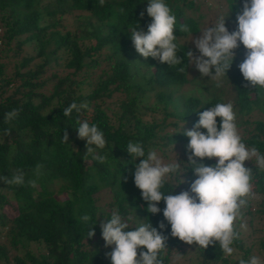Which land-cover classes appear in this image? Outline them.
<instances>
[{
	"label": "trees",
	"instance_id": "trees-1",
	"mask_svg": "<svg viewBox=\"0 0 264 264\" xmlns=\"http://www.w3.org/2000/svg\"><path fill=\"white\" fill-rule=\"evenodd\" d=\"M165 2L177 17L174 34L181 46L177 55L185 71L180 70L181 66L170 68L158 59H146L135 50L129 30L138 22L135 25L138 30L147 32L152 20L146 11L149 0H104L103 5L100 0H0V176L11 178L18 171L24 173L23 185H9L0 180V233L8 237L13 249L24 248L23 256L9 257L0 245L3 264H112L106 254L115 245H105L100 225L114 211L130 222L125 231L134 230L148 218L153 227L168 237L167 249L161 255L163 264H169L174 254L188 251L194 256H186L182 263L173 264H238L239 259L252 256L251 244L244 246L240 239L234 244V254L226 257L219 245H210L202 251L195 244L188 245L172 237L170 224L163 217L164 201L158 203L160 213H148L147 202L134 184L135 165L142 158L136 157L133 161L126 150L128 142H142L146 154L148 147H159V142H153L155 138L162 140L161 146L177 141L188 144L190 138L184 132L193 128L199 112L222 102L220 92L205 96L198 92V86L193 91L199 95L191 93L182 98L173 95L187 82L188 60L184 53L192 50L183 42L188 34L179 28L187 24L193 34L198 31V21L186 12L196 10L197 6L194 0ZM230 2L224 0L226 9ZM243 2L235 0L231 6L229 32L237 26L236 15L242 12ZM65 13H73L78 23L77 33L60 32ZM83 40L94 42L83 44ZM103 48L108 68L100 70L91 89L78 92L82 83L90 86L89 80L84 82L88 69L98 65L96 56ZM234 51L236 55L223 85L231 87L232 102L244 125H252L242 135L244 142L264 154V92L244 86L247 82L238 65L245 59L247 50L240 44ZM60 59L62 67L72 68L70 76L80 73L83 80L65 75L53 84L50 94L36 92L44 81L38 77L51 62L58 63ZM9 68L11 72L7 74ZM114 91L122 93L123 100L117 103L119 113H112L110 117L103 104L104 98ZM15 94L19 97H14ZM151 94L153 102L147 104ZM52 99L55 101L51 104ZM73 102L87 104V108L78 113L73 110L71 116L65 117L63 109ZM13 109H20L18 116L6 121L5 114ZM144 109L161 111L160 122L153 120L143 125L139 117L145 113ZM252 110L258 111L257 118L249 121ZM167 117L174 120L166 123ZM216 119L219 130L220 118ZM83 120L95 123L103 132L106 140L103 149L90 145L96 151L87 152L88 145L78 137L77 131ZM179 122L187 124L185 130L158 134L165 123L175 128ZM65 132L68 144L62 140ZM183 151L188 159L190 150L185 147ZM100 156L104 157L103 162L97 159ZM193 158L200 162V158ZM187 159L178 162L183 167ZM203 162L206 166L215 164L209 158ZM250 167L253 191H258L264 200V170L257 169L256 165ZM181 175L185 182L176 186L172 194L188 190L197 178L191 168ZM176 182L173 177L162 190H171ZM103 186L109 187L112 200L102 205L97 202L100 198L96 193ZM59 193L64 194L62 199L57 197ZM9 199L13 200L16 212L6 218L4 206ZM247 207L244 212L249 216L251 211ZM258 212L261 211L256 209ZM85 214L93 224L84 225L81 217ZM252 221H248L249 227ZM160 222L165 223V229H159ZM92 229L94 235L88 237L87 232ZM258 231L263 229H251V232ZM258 243L264 251V234H260ZM31 245L36 252H31ZM141 250L146 251L140 246L138 255Z\"/></svg>",
	"mask_w": 264,
	"mask_h": 264
},
{
	"label": "clouds",
	"instance_id": "clouds-1",
	"mask_svg": "<svg viewBox=\"0 0 264 264\" xmlns=\"http://www.w3.org/2000/svg\"><path fill=\"white\" fill-rule=\"evenodd\" d=\"M103 3L104 0H100V4ZM234 3L235 0H231L227 9L212 21L211 26L208 22L199 30L201 35L198 38L193 39L190 26H180L179 31L191 36L189 40L199 52V55H195L192 50H188L184 55L201 77H210L217 87H221L236 55L234 50L242 44L247 52L238 68L247 82L244 86L264 92V0H244L242 12L236 15L237 26L229 32L225 26V17L229 15ZM146 11L152 18L147 32L138 30L135 26L138 22L129 30L135 50L146 59H158L170 68L181 66L180 70L185 71L182 59L177 55L181 46L176 42L178 37L174 34V28H177L176 15L165 0H149ZM82 108H87V104L78 105L73 102L63 109V114L69 117L73 110L78 113ZM19 111L13 109L6 113V121L15 119ZM217 117L220 118L219 130ZM77 131L78 137L88 145L87 152L93 151L90 145L101 149L105 147L104 134L95 123L83 120L79 122ZM184 134L190 138L187 145L190 154L183 167L176 157L174 162L166 164L155 150L146 154L142 142H128L126 150L133 161L136 157L142 158L135 165L134 184L140 189L142 199L147 202L148 213H160L158 203L164 201L166 206L162 210L163 217L170 224L172 237L188 245L195 244L196 249L202 251L210 245H219L226 257L232 256L235 252L234 244L240 238L237 221L242 219V210L248 206L253 195V173L244 162L255 160L257 169L264 170V154L244 142L232 101L216 103L199 112L198 121ZM68 139L65 132L62 140L68 144ZM193 157L200 158V162ZM213 157L218 158L215 164L206 166L204 158ZM97 159L103 162L104 157ZM188 168L193 170L197 178L188 190L172 194L176 186L185 182L180 173ZM173 177L178 182L172 185L171 190L163 191L165 184ZM0 180L9 185H23L24 173L18 171L11 178L0 176ZM81 220L85 226L93 224L88 214L83 215ZM100 227L105 245H115L106 254L110 256L112 264H163L161 255L167 249L168 237L153 227L148 218L147 222L137 224L134 230L125 231L130 227L128 220L114 211L110 219ZM165 227L164 222L159 223V229ZM93 235L94 229L87 232L88 237ZM140 246L146 251L141 250L138 255L137 249ZM238 264H264V259L253 255L239 259Z\"/></svg>",
	"mask_w": 264,
	"mask_h": 264
},
{
	"label": "rangeland",
	"instance_id": "rangeland-1",
	"mask_svg": "<svg viewBox=\"0 0 264 264\" xmlns=\"http://www.w3.org/2000/svg\"><path fill=\"white\" fill-rule=\"evenodd\" d=\"M195 5L197 6L196 10L193 9H188L187 15L191 16L194 18L196 21H198V31L194 34H192L193 39L198 38L201 33L199 30H201L203 27L206 26V24L209 22V26H211L212 21L216 19V17L222 12L226 10V5L224 3V0H194ZM66 16L63 17V26L60 28V32L62 33H77L78 32V23L77 21L73 18V13H65ZM81 25V24H80ZM225 26L228 30L231 29V24H230V19L229 16L225 17ZM1 33V31H0ZM191 39V36L188 35L183 39V42L185 41V44L190 47L195 55H199L198 49L195 48V44L189 40ZM189 40V41H186ZM93 43L94 40H83L81 43L87 44V43ZM100 53L96 56V59L98 60V65L96 67L88 69V77L87 80L84 82H87L88 80L90 81V86H87L86 83L81 84V89L78 92L85 93L89 89L92 88V84L95 82L97 75L100 73L101 69H106L108 68V62L107 60L104 59V52L105 48L101 49L99 51ZM87 60V59H86ZM62 59L58 61V63H50V67H46L44 72L38 77L43 81V85L39 88H37L35 91L48 95L52 92V86L53 84L60 78H63L65 75H69L71 79H82V76L80 73H78L75 76H70L72 68H64L61 65ZM59 64V65H57ZM11 69L7 70V74H10ZM81 72V71H80ZM187 82L184 83L183 85L179 86L174 92L173 95H179L181 96H187L189 94H194V95H199V91L203 92L204 95H209L212 93L220 92L221 93V100L222 102L226 103L229 101H232V92H231V87L229 85H223L221 87L216 86V82L213 79H210V77H201L199 71L196 69V67L193 64H190L188 62V70H187ZM198 86V92L194 90V87ZM166 89V88H163ZM10 89L5 92V94L9 93ZM14 97L18 98L19 94H15ZM182 98V97H181ZM123 100V94L119 92H113L110 97L104 98V106H106L107 113L111 115L112 113L118 114L119 113V108L117 106V103ZM36 101L38 102V98H36ZM55 99H52V103H54ZM153 102V95L151 94L148 97V103L150 104ZM48 107L45 109L47 110ZM145 113L141 115L140 121L143 125L146 123L148 124L149 121H153L159 123L162 117V112L161 111H150L148 109H144ZM256 114H258V111L252 110V113L250 115V118H248L249 121H251L253 118H257ZM242 116L237 114V122H238V127L241 132V135H245L246 131L248 128L251 129L252 125H244V123L241 120ZM245 118V117H244ZM172 120L171 117H167L165 119L166 123H170ZM113 123L114 121L111 120ZM164 125V127L158 131L159 135L165 134V133H172L173 131H182L185 130L187 127V124H183L181 122L178 123V126L173 128L172 126ZM116 124V123H114ZM182 125V127H181ZM181 127V128H180ZM153 142H159V147L157 145L155 146H150L148 147V151L155 150L159 156L162 157L164 163H172L175 160V157L177 159V162L182 160V159H187V155L184 154L183 148L187 147V143H180V141L173 143H166L164 146H161L160 144L162 143V140L159 138L153 139ZM96 147V146H95ZM161 148V149H159ZM93 150L95 148L93 147ZM218 158L213 157L210 160H213V162H216ZM179 163V162H178ZM245 166L251 169V165H255V160L253 161H245ZM180 176L183 177L180 173ZM99 186H102L99 184ZM53 189L56 190V185L53 186ZM96 195L99 196V200L97 199V202L99 204H104L106 202H110L111 199V194H110V189L108 186H103L101 187ZM64 194L59 193L57 194V197L59 199H62ZM95 196V194H94ZM263 196L258 192V191H253L252 197L249 199L248 207L249 210L251 211V215L247 216L244 212V209L242 210L243 215L242 219L237 221V231L240 233V240L244 246H248L251 244V249L252 253L251 255H256L261 257V259H264V251L262 248L259 246L258 239L260 237V234H264V209L262 208L263 206ZM97 203V204H98ZM102 204V205H103ZM102 207V206H100ZM5 210V216L6 218H11L14 213L16 212L15 210V205L12 199L8 200V203L4 206ZM256 209H259L261 212L256 213ZM253 220L252 223L250 224L251 227L248 225V221ZM130 224V222H129ZM252 228H260L263 229L262 232H251ZM0 245L4 246L7 252V255L9 257L16 255V256H23L24 248L16 247L13 249L10 244L8 237H6L3 232L0 233ZM31 249V252H36L37 250L31 245L29 246ZM238 253V257L240 253L236 250ZM186 256L193 257L194 253L193 252H187V253H182V254H174L172 258H170L169 264H173L175 262L182 263L184 261ZM237 256V254H236ZM0 264H3V262L0 260Z\"/></svg>",
	"mask_w": 264,
	"mask_h": 264
}]
</instances>
